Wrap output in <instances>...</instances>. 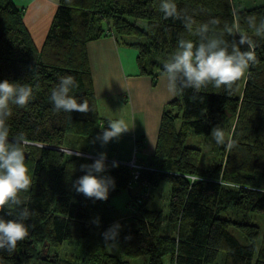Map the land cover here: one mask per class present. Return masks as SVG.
<instances>
[{"label":"trees","instance_id":"trees-1","mask_svg":"<svg viewBox=\"0 0 264 264\" xmlns=\"http://www.w3.org/2000/svg\"><path fill=\"white\" fill-rule=\"evenodd\" d=\"M240 1L174 0L197 24L218 19L209 35L231 42L239 38L238 26L253 41L257 62L231 90L209 85L199 93H178L163 111L154 154L138 161L145 166L138 179L133 181L137 169L131 165L105 161L104 175L114 179L115 188L101 201L73 187L84 175L80 165L97 158L68 154L89 153L94 134L110 120L100 113L88 43L111 36L119 46L135 49L139 73L156 82L178 40L198 37L182 20L165 19L160 0H61L38 48L23 9L0 0V82L33 88L26 107L11 106L8 124L10 139L23 132L29 140L25 162L32 185L20 196L34 213L25 222L29 236L13 253L0 250V264H132L142 256L149 258L144 264H264V228L254 215L264 212V36L248 24L250 16L257 25L264 21V3L241 7ZM64 75L74 77L71 95L88 100V113L54 110L50 93ZM227 118L235 147L220 146L221 158L202 166L203 149L187 144L190 133L211 134ZM143 140L137 141L140 149ZM162 181L172 186L168 213L148 207V189ZM127 190L130 212L116 215L109 204ZM6 211L0 216L15 218V211L12 216ZM116 222L121 225L116 245H106L102 233Z\"/></svg>","mask_w":264,"mask_h":264},{"label":"clouds","instance_id":"clouds-1","mask_svg":"<svg viewBox=\"0 0 264 264\" xmlns=\"http://www.w3.org/2000/svg\"><path fill=\"white\" fill-rule=\"evenodd\" d=\"M159 10L165 19L182 20L188 32L198 37V42L192 39H179L175 51L162 61L160 77L171 96L187 89L199 93L202 88L209 85L216 89L223 87L225 90H231L233 85L246 75L250 65L257 62L253 41L246 34L239 32L238 26L235 32L239 38L229 42L223 39L222 35H209V25L218 24V19L213 18L207 23L197 24L191 16L178 10L174 0H160ZM248 24L256 35L264 36V21L257 25L256 18L250 16ZM227 31L232 33L233 29L229 28ZM75 86L73 76L64 75L59 78L50 93V101L56 112L75 111L86 114L90 111L86 98L83 102H78V98L71 95ZM32 97L33 88L27 84H18L7 79L0 82V212L9 209L6 215L12 216L13 211L16 213L13 219L0 216V250L9 253H13L18 242L29 236V226L25 222L34 213L20 196L22 192L29 191L32 185V178L25 162V148L29 140L23 132L10 139L8 120L12 115V105L26 107ZM107 125L108 127H103L96 137L101 146L119 139L130 130L122 118L109 120ZM210 136L217 145L225 146L226 150L235 147V141L227 139L225 131L219 126L212 128ZM68 154L83 158L80 152L73 153L68 150ZM106 158V153H99L93 163L80 165L84 175L73 184L77 193L95 200L108 199L110 188H115V181L112 177L104 175L108 168ZM117 166L118 162L114 161L112 167ZM261 191H264V188H261ZM95 223L99 225V219ZM120 228L121 225L116 222L102 233L106 245H116Z\"/></svg>","mask_w":264,"mask_h":264},{"label":"crops","instance_id":"crops-1","mask_svg":"<svg viewBox=\"0 0 264 264\" xmlns=\"http://www.w3.org/2000/svg\"><path fill=\"white\" fill-rule=\"evenodd\" d=\"M12 1L23 9L25 25L36 46L41 48L61 0ZM263 3L264 0H242L238 2L241 7H252ZM87 48L96 96L99 95L97 98L101 115L110 119L102 114L100 98L105 100L113 97V103L109 106L110 109L119 105L118 94L109 92L117 87V91L120 92L119 95L129 99L127 106L130 109V115L127 120L131 119L133 126L137 127L134 135L124 133L119 139H114L104 146H101V142L96 140L97 135L102 131V128L99 129L94 134L89 154L98 157L99 153H106V159L122 163H130L134 159L140 162L145 161L155 152L163 111L176 95L171 96L167 92L160 76L154 82L152 77L141 75L137 64L136 50L119 46L113 37L108 36L90 41ZM108 87L109 91L107 90ZM152 109L153 114H151ZM151 120L153 126H149L152 123ZM141 137H144V140L141 141L144 146L138 154L137 141Z\"/></svg>","mask_w":264,"mask_h":264},{"label":"rangeland","instance_id":"rangeland-1","mask_svg":"<svg viewBox=\"0 0 264 264\" xmlns=\"http://www.w3.org/2000/svg\"><path fill=\"white\" fill-rule=\"evenodd\" d=\"M92 79H93V75H92ZM93 84H94V81H93ZM109 87H111V85H109ZM109 87L107 89L108 91H109ZM117 90L118 89L116 87L112 91H109L110 93H117L119 100H120L119 105L117 107H114L113 109L112 108L110 109L109 107L113 103V100H112L113 97H110L105 100H102L100 98L102 114L105 117H109L110 120L121 119V118L124 119L130 128V130L126 133L130 135H134L137 131V127L135 125L133 126L131 119L129 121L127 120V117L130 115V109L127 106V102L129 99L123 95H119L120 92ZM94 91L96 93L95 88H94ZM110 93H107V94L110 95ZM97 96L99 98V95ZM151 114H153V109L151 110ZM149 117H150L149 119H151V116ZM227 122H228V118L225 119L222 125H219V127H221L225 131L226 138L229 139V131H228L229 125H227ZM149 126H153V121L152 123L149 124ZM210 135L211 134L198 135V134L191 132L190 136L188 137V141H187L188 145H197L203 149V157L201 161L202 166L213 165L221 158V155H220L221 150L219 148L222 145H217ZM140 152H141V149L138 146L137 153L139 154ZM132 191L135 192L137 190L135 188H132ZM171 191H172V186H171V183L168 181H162L157 186H151L148 189V192L151 194L150 198L148 199V207L153 208V209H162L164 210V213H168V206H169ZM130 196H131V193L129 190H127L112 198V201L109 205L111 206V209H113L116 212V215L125 216L126 214L130 212V208L128 205ZM254 215L257 218L256 222L263 229L264 228V212L255 213ZM234 232L237 234V236L240 238L242 242H246V239L241 235V233L237 229H234ZM117 253H119V250H117ZM148 260L149 258L147 256H142V257L131 259L132 264H144Z\"/></svg>","mask_w":264,"mask_h":264},{"label":"built area","instance_id":"built-area-1","mask_svg":"<svg viewBox=\"0 0 264 264\" xmlns=\"http://www.w3.org/2000/svg\"><path fill=\"white\" fill-rule=\"evenodd\" d=\"M108 126H106V128H107ZM129 165H131L133 168H135V169H137L136 170V173H135V179H138V177H139V174H140V172H139V170L140 169H142V168H145V166H144V164L142 163V164H140L137 160H133V161H131L130 163H128Z\"/></svg>","mask_w":264,"mask_h":264},{"label":"water","instance_id":"water-1","mask_svg":"<svg viewBox=\"0 0 264 264\" xmlns=\"http://www.w3.org/2000/svg\"><path fill=\"white\" fill-rule=\"evenodd\" d=\"M75 152H78V151H75ZM81 154H83V155H85V156H89V157H91V158H94L95 156H92V155H90L89 153H83V152H80ZM26 156H28V154H25ZM96 158H98V157H96ZM106 160H110V159H106ZM128 164V163H127ZM135 180V178L133 179V181Z\"/></svg>","mask_w":264,"mask_h":264}]
</instances>
